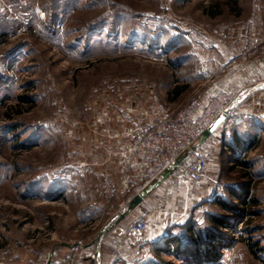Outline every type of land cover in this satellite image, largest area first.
Wrapping results in <instances>:
<instances>
[{"label":"rangeland","instance_id":"obj_1","mask_svg":"<svg viewBox=\"0 0 264 264\" xmlns=\"http://www.w3.org/2000/svg\"><path fill=\"white\" fill-rule=\"evenodd\" d=\"M261 66L264 0H0V247L94 241L115 209L99 147L143 123L141 111L151 119L154 96L173 114L223 111L209 131L239 136L247 117L235 99L257 88ZM177 85L187 89L174 100ZM250 143L237 160L250 178L209 158L221 188L249 191L219 264H264V136ZM209 213L237 216L205 209L200 224ZM151 253L134 264H189Z\"/></svg>","mask_w":264,"mask_h":264},{"label":"crops","instance_id":"obj_2","mask_svg":"<svg viewBox=\"0 0 264 264\" xmlns=\"http://www.w3.org/2000/svg\"><path fill=\"white\" fill-rule=\"evenodd\" d=\"M262 69L264 68L261 66V78L257 88L253 91L249 90L245 98L235 99L240 100L236 107L237 111H243L247 117L243 122V129L238 131L241 136H238L237 131L234 130L231 137L227 133L223 134V129L217 127L209 141L226 140L228 145H231L233 144L231 139L235 135L242 139L239 149L241 153H245L246 149L251 148L250 141L258 132L264 136V70ZM221 97L226 98L223 95ZM140 114L141 117L146 118L143 119L145 122H139L127 132L123 131L120 136L121 141L116 145L110 147L106 143L99 147L101 151L99 162L103 167L105 179L110 180L114 187L113 193L107 194L106 198H114L115 209L108 207L104 209L107 215L106 221L95 240L86 246L58 243L54 240H48L46 243L40 240L35 245H29L25 237L24 240L21 238L19 243L0 247V261L4 264H44L45 255L56 251L54 264H134L145 251L158 248L159 242L168 234L176 235L179 231H184L189 220L194 219L198 224L199 221L202 222L200 216L205 209L210 208L211 198L217 189L218 195H222L223 191L219 188L221 175L218 173L210 176L207 173L201 184L190 182L178 191L165 193L166 176L151 180L145 173L146 153L151 145L147 144L145 148L139 147L137 138L144 134L142 124L147 121V125L152 121L150 109L141 111ZM221 154L219 146L210 160L219 164ZM217 168L218 171L219 167ZM137 197L142 200L135 205ZM142 218L148 221L144 244L138 243V234L131 231V226ZM119 228L128 231L127 238L119 237L117 233ZM119 241L122 242L120 249L122 259L115 262L113 252Z\"/></svg>","mask_w":264,"mask_h":264},{"label":"built area","instance_id":"obj_3","mask_svg":"<svg viewBox=\"0 0 264 264\" xmlns=\"http://www.w3.org/2000/svg\"><path fill=\"white\" fill-rule=\"evenodd\" d=\"M58 28L62 27L59 23ZM198 104L195 103L189 109L178 114H173L165 105L163 106L154 100L151 113L152 125L145 128L144 134L138 136L137 145L145 148L147 144L151 147L146 153L147 166L146 175L151 180L166 176V189L178 191L188 183L201 184L209 170L210 153L214 152L221 144L220 139L209 141L213 131H209L210 124L214 118L223 114L214 111H203L198 116ZM228 116V115H227ZM209 135H206L207 132ZM231 126L223 129V134L230 133ZM105 191L112 190L113 184L105 180ZM131 231L138 234V243L144 244L145 234L148 231V221L145 218L137 220ZM119 237L127 238L128 231L119 228ZM122 242L116 243L113 252V259L118 262L122 259L120 249ZM56 251L47 253L44 257V264H54ZM143 259L151 260V251H145ZM0 264H4L0 261Z\"/></svg>","mask_w":264,"mask_h":264},{"label":"trees","instance_id":"obj_4","mask_svg":"<svg viewBox=\"0 0 264 264\" xmlns=\"http://www.w3.org/2000/svg\"><path fill=\"white\" fill-rule=\"evenodd\" d=\"M186 89L187 87H179L177 85L171 92L172 98L176 100ZM241 140L233 135V144L228 145L226 140L221 142V155L224 157L222 168L231 170L237 164L239 169L245 171L244 176L250 178L252 177L250 164L237 161L240 157L239 152H241L239 149ZM219 188L221 187L219 186ZM221 189L223 191L222 195H218L217 189V192L211 198L209 209H223L225 212H233L237 215L235 219L234 217H220L215 213L207 215V221L205 224L203 223L204 225L198 224L194 219H191L184 228L186 240L180 238L178 234H168L167 237L159 242V248L175 253L178 258L189 264H219V261H217L218 256L230 245L232 240L230 232L233 230L236 220H239L248 212L246 202L249 198V191L246 188L242 191L234 186ZM238 200L243 204L241 207L236 208ZM252 202L256 204L255 200H252ZM170 247H173L172 251Z\"/></svg>","mask_w":264,"mask_h":264},{"label":"water","instance_id":"obj_5","mask_svg":"<svg viewBox=\"0 0 264 264\" xmlns=\"http://www.w3.org/2000/svg\"><path fill=\"white\" fill-rule=\"evenodd\" d=\"M209 133H210V132L208 131V132L206 133V135H209ZM141 200H142V199H141L140 197H137L136 200H135V202H134V204L137 205L138 203L141 202Z\"/></svg>","mask_w":264,"mask_h":264}]
</instances>
